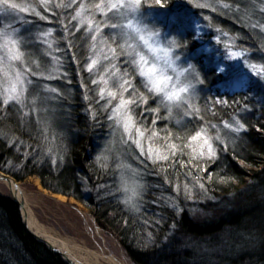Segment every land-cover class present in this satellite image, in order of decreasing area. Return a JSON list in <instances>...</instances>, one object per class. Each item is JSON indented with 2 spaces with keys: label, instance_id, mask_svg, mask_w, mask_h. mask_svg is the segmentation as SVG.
Returning a JSON list of instances; mask_svg holds the SVG:
<instances>
[{
  "label": "trees",
  "instance_id": "obj_1",
  "mask_svg": "<svg viewBox=\"0 0 264 264\" xmlns=\"http://www.w3.org/2000/svg\"><path fill=\"white\" fill-rule=\"evenodd\" d=\"M237 2L254 11L253 22H264L259 7L253 8L259 0ZM165 3L170 11H176L185 8L186 0ZM204 17L211 18V26L207 24L210 29H222L229 34L227 39L235 37L236 48L245 50L252 63L264 62L258 28L251 29L232 12L209 11ZM66 19L68 29L61 36L65 35L63 39L71 46L62 66L66 80L61 115L65 119L37 120L11 105L0 111V172L18 183L35 177L46 191L80 203L91 212L97 226L117 240L132 264H264V98L256 100L261 90L255 93L249 86L233 95L220 91L215 97L203 94L197 105L205 120L191 117L182 124L168 118L164 108L157 116L144 105L134 107L139 126L155 130L160 137L168 136L183 148L170 162L143 166V199L138 210L134 209L123 203L116 162L109 159L101 167L97 161L99 140L111 136L108 112L97 95L98 86L91 83L94 75L85 68L89 38L82 30H73L68 16ZM214 35L222 37L217 31ZM182 41L185 46L180 53L191 57L197 44L190 36ZM120 67L128 65L121 62ZM204 75L208 89L231 80L216 76L214 70ZM217 99L228 103L213 105ZM158 103V98L149 101L151 108ZM233 117L245 126L235 144L218 151L214 160L190 161L191 149L183 147L177 137L194 134L202 126H219ZM48 148L52 149L51 157ZM194 163L201 169L208 168L207 173L200 172L204 191L192 186ZM186 181L191 188L188 198L175 188L176 184L183 187ZM173 202L181 211L171 206ZM0 264H67L33 237L18 204L2 194Z\"/></svg>",
  "mask_w": 264,
  "mask_h": 264
},
{
  "label": "snow or ice",
  "instance_id": "obj_2",
  "mask_svg": "<svg viewBox=\"0 0 264 264\" xmlns=\"http://www.w3.org/2000/svg\"><path fill=\"white\" fill-rule=\"evenodd\" d=\"M186 3L195 8H210L213 12L220 11L232 12L237 14V18L242 22H246L251 29H259L261 35V48L264 49V22H253L254 11L247 5H241L237 0H186ZM165 0H99L88 3L87 0H34L33 3H18L16 0H0V15L6 17H20L21 13H30L46 20L47 17L38 9L49 11L52 8H60L72 10L70 20L75 21L74 27L76 31L84 29L89 33L91 40L89 51L91 55L87 57L85 68L86 71L92 73L95 70L97 79L91 81L92 84L104 87L99 88L98 97L105 100L107 93V101L105 111L111 109V115L108 117L113 120L117 127L122 129V137H127V141H131L141 149V154L147 153L153 163H167L172 160L176 152L183 151L175 142H171L168 136L160 137L159 133L153 129L142 128L138 126L133 108L146 106L147 110L160 116V109L164 108L168 111V118L172 117L173 110H178L184 116L193 118L199 116L200 121H204L203 115H200L202 109L197 105L194 96L197 94V85L204 81L200 78L199 73L192 65L184 67L178 65L177 61L181 59L178 49L183 48L184 42L176 36L169 34L164 36L159 30L150 27L145 23V13L147 9L153 7H166ZM259 7V11L264 13V0H259V4L253 5V8ZM100 14L103 20L97 21L96 16ZM209 20L211 26V18ZM199 27V25H197ZM65 30L68 25H64ZM105 28L118 29L116 35L120 36L121 41L118 43L114 39L103 34ZM217 32L221 36L227 37L229 34L217 28ZM39 36L43 43L48 44L52 48L54 40L47 38L53 37V31L48 30L41 32ZM99 37V39H97ZM230 43L225 45L227 49V59L231 61H241L248 69L251 77L258 81L264 82V62L252 63L245 59L246 51L234 50L235 37H230ZM220 43V36L216 37ZM25 38L19 33V30L13 24L8 23L5 27L0 28V111L7 110L9 105L18 106L23 110L29 105L35 106L36 99L29 101V85L32 83L31 76L36 72L29 66L25 59V53L21 50ZM115 44V47H113ZM71 46V45H69ZM143 48H146L151 56L144 54ZM119 49V51H117ZM59 51L57 47L53 49ZM52 61L59 63V57L52 56L48 53ZM120 57H125L124 63L128 68H121L117 61ZM36 67L40 64L33 61ZM19 64V66H17ZM47 70V69H45ZM56 67L53 66L49 71L47 79H55L54 75ZM216 71L221 74L229 72L232 65H217ZM115 78L116 90L109 89V82ZM137 78H140L137 81ZM139 85V86H138ZM141 87L144 91H141ZM49 92H57V89H46ZM159 100L157 107L151 108L150 100ZM118 102L113 105L112 101ZM227 100L217 99L213 101V105H227ZM208 111V108L203 109ZM30 113H25L28 115ZM214 114V113H213ZM92 118L96 119V114L92 113ZM163 118V117H162ZM155 121H153V124ZM179 123V121H177ZM224 128L229 129L232 133H239L244 129V124L239 119L233 117V122L224 121ZM216 129V135L210 134V129ZM182 141L183 147L191 149L189 153L190 161L199 162L200 160H214L217 157L214 142H219L227 149L228 145L220 135V129L216 125L202 126L195 131L194 134L185 137H177ZM147 140V149L143 146V141ZM158 142L157 147H153V143ZM13 144L16 141H12ZM23 143L22 141L20 142ZM102 153L97 157L100 166L104 167L109 157ZM47 154L52 156V149L48 148ZM27 155V154H25ZM63 158L61 157V160ZM56 163V160H52ZM187 166V165H185ZM120 170V188L124 194L123 203L138 210L139 201L143 199L144 185L141 183L143 177L137 169H133L130 165L123 162L116 164ZM196 169V175L193 176V187H198L204 191L205 184L202 182L203 177L200 172L207 173L208 168H199L198 163L192 165ZM177 193L183 192L186 198L191 196V188L186 181L181 187L180 184L175 186ZM177 212L181 211L173 202L171 205Z\"/></svg>",
  "mask_w": 264,
  "mask_h": 264
},
{
  "label": "rangeland",
  "instance_id": "obj_3",
  "mask_svg": "<svg viewBox=\"0 0 264 264\" xmlns=\"http://www.w3.org/2000/svg\"><path fill=\"white\" fill-rule=\"evenodd\" d=\"M16 2L33 3L34 0H16ZM57 2H59V0H57ZM65 2H67V0H65ZM87 2L92 3L93 0H87ZM95 2H99V0H95ZM38 10L47 17L46 20H41L39 17L30 13H21L20 17L15 18L12 16L6 17L0 15V28L11 23L19 30V33L25 38L21 50L25 53V59L28 61L29 66L36 72V75L30 77L32 83L28 87L30 93L29 101L35 98L37 102L35 106L29 105V107L22 111L30 113L29 116H33L37 120L39 117H44L49 120V122L54 120L64 121L65 118L61 113L64 115L62 104L65 93L64 81L66 80V75L62 71V66H65V62L68 60V53L66 52L67 48L70 46L66 39H63L65 35L61 36V33H66L63 25L65 24V20H67V16L69 25L74 27L76 22L70 20V13L72 12L70 9L52 8L49 11L43 9ZM170 10V7H161L158 11L147 9L145 13V23L150 27L159 30L164 36L171 34L180 40L186 36H190L197 44L196 51L191 57L189 55L181 54L180 49H178L181 59L177 61L178 65L184 67L192 65L199 73L200 78L204 81L202 84L197 85V94L194 96L196 103L199 102L200 98L202 99L203 94H206L207 97H209L211 93V96L215 97L216 92L220 91L219 94L228 92L233 95L245 91L249 86H253L255 93L257 90H261L262 93L259 98H256L257 101H261L264 98V82L251 77L248 69L241 61H231L227 59V49L225 45L231 42L230 39L222 36L220 37L221 42L218 43L216 36H213L216 30L214 31L210 29L207 25L209 24V20H206L204 17L209 11L213 12L210 8H195L188 3H185V8L176 11ZM194 10L199 13L195 14ZM103 19L104 17L102 15L97 14L96 20L98 22ZM197 25H199V27H197ZM48 30L53 31V37L47 39L56 42L53 43L52 48H49L48 44L43 43V38L39 36L41 32ZM73 30H76V28H73ZM81 30L86 35V38H89V33L85 32L84 29ZM118 31V29L105 28L103 34L120 43L122 42L121 38L116 35ZM97 39H99V37ZM89 44H91L90 38ZM57 47L60 50L54 51L53 49ZM113 47H115V44H113ZM142 50L145 55L149 57L151 56V53H149L146 48H143ZM234 50H238L235 44ZM117 51H119V49H117ZM49 52H51L52 56L59 57L58 64L55 61H52L51 56L48 55ZM88 53L90 56L91 52L89 51ZM120 59L117 61L119 66L121 62L124 63L125 57H120ZM245 59L251 62L249 54L245 56ZM33 61L38 62L40 67L37 68ZM217 65L222 67L225 65H232L233 70L221 74L219 71L215 70ZM17 66H19V64ZM53 66L57 69L54 73L56 78L47 79L46 77L48 76L49 71L52 70ZM211 70L215 71L216 76L221 75L223 77H229L231 80L227 84H216L211 89H208L207 86L205 87L206 80L204 74L209 73ZM92 74L94 75V79H97L95 70ZM100 87H104V85L100 84L98 89ZM50 88L57 89V92L46 91V89ZM109 89L116 90L115 78L109 82ZM105 97L106 99L102 100L105 102L104 109L107 101V93H105ZM117 102V100H113L112 104L115 105ZM15 107L19 108L18 106ZM53 112L55 113L52 115ZM106 112H108L109 117L111 115V109H108ZM44 113L46 114L45 116H43ZM190 118L191 116H184L178 110H173L172 120L176 123L179 121L177 124H182ZM108 121L111 136L99 140L97 146L98 156L105 153V150L108 149L106 154L111 161H115L116 164L123 162L124 164L130 165L133 169H137L140 174L143 166L157 164L153 163L152 159L148 157L146 152L141 154V149L136 144L131 141L124 142L127 140V137L125 136L124 140L121 139L123 134L122 129L117 127L113 120L108 118ZM227 122L232 123L233 118ZM217 128L220 129V135L222 139L225 140V143H227V148L235 144L239 135L243 131L242 129L239 133H232L229 129L224 128V123L217 126ZM210 134L215 136L216 129H210ZM157 143L158 142H154L153 147H157ZM143 146L147 149V140L143 141ZM214 147L216 148L217 153L218 151L224 152L227 150L219 142H214ZM17 184L25 192L28 199V205L33 211L35 217L54 236L68 239L82 248L97 253L99 256V264H112L108 263L106 260V258L110 257L121 261L124 264H132L117 240L107 232L98 230V226L95 225L91 212L80 203L72 198L52 194L46 191L41 186L40 181L35 177L20 183L17 182ZM0 194L11 197L10 191L2 183H0ZM122 197L124 198L123 193Z\"/></svg>",
  "mask_w": 264,
  "mask_h": 264
},
{
  "label": "bare ground",
  "instance_id": "obj_4",
  "mask_svg": "<svg viewBox=\"0 0 264 264\" xmlns=\"http://www.w3.org/2000/svg\"><path fill=\"white\" fill-rule=\"evenodd\" d=\"M18 200L21 201L23 207L22 216L29 230L38 238L48 243L49 246L59 251L62 256L71 264H99V256L93 251L82 248L81 246L72 243L68 239H63L54 236L43 224L35 217L33 211L28 205V199L23 189L13 182H1ZM108 263L124 264L114 258H106Z\"/></svg>",
  "mask_w": 264,
  "mask_h": 264
},
{
  "label": "water",
  "instance_id": "obj_5",
  "mask_svg": "<svg viewBox=\"0 0 264 264\" xmlns=\"http://www.w3.org/2000/svg\"><path fill=\"white\" fill-rule=\"evenodd\" d=\"M0 181H1V182H8V183H12V182H13L15 185H17V182H16L14 179H12L11 177H9V176H7V175L1 173V172H0ZM11 196H12V198L14 199V201L18 204L19 209H20V213H21V216H22V210H23V207H24V206L22 205L21 201L18 200L17 197H15L12 193H11ZM22 220H23V222H24L23 216H22ZM24 224H25L26 228L28 229V231L33 235V237H34L36 240H38L39 242L45 244L50 250H52L53 252H55V253H57L58 255H60V256L62 257V259H63L67 264H71V262L67 261V260L65 259V257L61 255V253H60L59 251H57V250H55L54 248H52L51 246H49L47 242H45V241H43V240H41V239H38V238H37V237L31 232V230H29V228H28V226H27V224H26L25 222H24Z\"/></svg>",
  "mask_w": 264,
  "mask_h": 264
}]
</instances>
